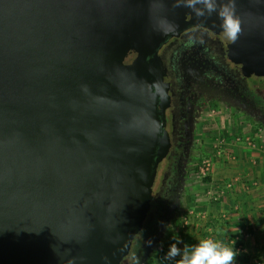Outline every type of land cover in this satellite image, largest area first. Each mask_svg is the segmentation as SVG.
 <instances>
[{
	"label": "water",
	"instance_id": "95a60500",
	"mask_svg": "<svg viewBox=\"0 0 264 264\" xmlns=\"http://www.w3.org/2000/svg\"><path fill=\"white\" fill-rule=\"evenodd\" d=\"M184 3L0 0V264H115L125 252L157 160L152 55L186 25L220 30ZM235 11L230 43L264 68V0Z\"/></svg>",
	"mask_w": 264,
	"mask_h": 264
},
{
	"label": "flooded vegetation",
	"instance_id": "af4514ba",
	"mask_svg": "<svg viewBox=\"0 0 264 264\" xmlns=\"http://www.w3.org/2000/svg\"><path fill=\"white\" fill-rule=\"evenodd\" d=\"M261 73L264 68L243 63L233 45L211 26L186 25L160 44L147 77L159 117L156 166L134 218L135 232L115 264H146L178 213L202 108L216 105L246 113L264 129Z\"/></svg>",
	"mask_w": 264,
	"mask_h": 264
},
{
	"label": "crops",
	"instance_id": "0c3cea01",
	"mask_svg": "<svg viewBox=\"0 0 264 264\" xmlns=\"http://www.w3.org/2000/svg\"><path fill=\"white\" fill-rule=\"evenodd\" d=\"M251 138L257 146L248 147L243 140L224 143L223 154H233L235 161L220 159L214 178L205 184L222 186L228 181L232 187L225 190L218 202L207 198L203 211L187 207L188 214L201 215L202 223L185 222L184 233H177L173 240L181 250L210 236L229 247L235 241V264H264V149L259 144V133ZM166 260L168 264H178L180 257Z\"/></svg>",
	"mask_w": 264,
	"mask_h": 264
},
{
	"label": "rangeland",
	"instance_id": "374dc122",
	"mask_svg": "<svg viewBox=\"0 0 264 264\" xmlns=\"http://www.w3.org/2000/svg\"><path fill=\"white\" fill-rule=\"evenodd\" d=\"M258 76V80H261L262 78L260 77H263L264 73ZM200 115L196 128L194 129L195 142L192 149V162L187 171L181 204L177 210L179 214H175L170 219L169 225L160 239L156 252L149 255L146 264H168L166 262L168 261L166 260L167 258L165 260L159 258V252H162V254L167 253L169 245L174 243L173 240L177 237L176 234L184 233L186 228L185 222H188V224L192 221L202 223L201 215L196 217L193 214L187 213L188 206H195L194 208L198 211H203V203L207 198L213 202L219 201V199H213V195L221 189L224 190V186L228 181L222 185L223 187L218 184L207 187L205 183H208L214 178L213 175L217 171L216 167L220 163V159L227 157L230 158V163L235 161L233 154H223L224 143L240 142L243 140L244 143L251 142L252 147L253 145L257 146L253 141L254 139L251 138L257 132L261 137L259 138V144L264 149V129L261 124H256L254 119L246 113L235 112L233 109L224 110V107L214 105L202 108ZM206 159H210L212 165L210 170L205 171L203 174L199 171V167H201L202 161ZM203 177H208L209 180L204 181Z\"/></svg>",
	"mask_w": 264,
	"mask_h": 264
},
{
	"label": "clouds",
	"instance_id": "9594fccd",
	"mask_svg": "<svg viewBox=\"0 0 264 264\" xmlns=\"http://www.w3.org/2000/svg\"><path fill=\"white\" fill-rule=\"evenodd\" d=\"M177 6H184L190 9L202 6V9L197 12L198 16H204L205 13L208 16L216 14L220 22L219 28L222 37L228 42H235L241 31L240 20L235 11V0H227L222 7L218 5L217 0H186V3L178 4ZM172 28L173 25L169 24L167 30L171 31ZM156 89L163 96L160 85H156ZM233 244L229 247L222 241L204 238L194 245L185 246L181 250L176 243H172L168 247L166 258L173 259L179 256L178 264H235L234 258L238 253L233 248Z\"/></svg>",
	"mask_w": 264,
	"mask_h": 264
},
{
	"label": "built area",
	"instance_id": "2783aa9c",
	"mask_svg": "<svg viewBox=\"0 0 264 264\" xmlns=\"http://www.w3.org/2000/svg\"><path fill=\"white\" fill-rule=\"evenodd\" d=\"M237 140H239V138H237ZM245 144H246L247 146H251V145H252L251 142H245ZM253 146H254V145H253ZM251 147H252V146H251ZM211 165H212V163H211L210 159L203 160V161H202V165H201V167H199V171H200L201 173L204 174L205 171L210 170ZM231 185H232V184H231L230 182L227 183V184L224 186V190L221 189V190L217 191L215 195H213V199L217 200L220 196H222V195L225 193V190H226V189L231 188ZM206 238H212V237L207 236ZM162 258H163V259H166V253H163V254H162ZM162 258H161V259H162Z\"/></svg>",
	"mask_w": 264,
	"mask_h": 264
},
{
	"label": "trees",
	"instance_id": "16d2710c",
	"mask_svg": "<svg viewBox=\"0 0 264 264\" xmlns=\"http://www.w3.org/2000/svg\"><path fill=\"white\" fill-rule=\"evenodd\" d=\"M203 180L204 181H208L209 179H208V177H203ZM159 258L161 259L162 258V252H159Z\"/></svg>",
	"mask_w": 264,
	"mask_h": 264
}]
</instances>
